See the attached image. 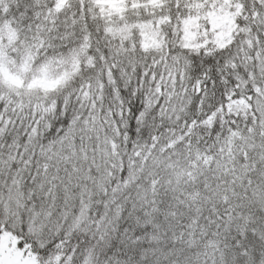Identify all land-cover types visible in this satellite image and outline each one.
I'll return each mask as SVG.
<instances>
[{"label": "snow or ice", "instance_id": "snow-or-ice-1", "mask_svg": "<svg viewBox=\"0 0 264 264\" xmlns=\"http://www.w3.org/2000/svg\"><path fill=\"white\" fill-rule=\"evenodd\" d=\"M0 264H264V0H0Z\"/></svg>", "mask_w": 264, "mask_h": 264}]
</instances>
